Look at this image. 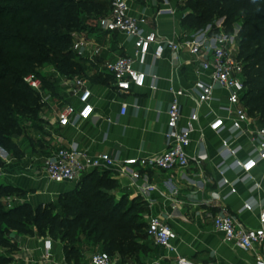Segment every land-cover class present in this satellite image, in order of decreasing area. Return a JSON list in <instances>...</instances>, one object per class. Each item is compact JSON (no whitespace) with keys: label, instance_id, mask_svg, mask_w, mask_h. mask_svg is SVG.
<instances>
[{"label":"crops","instance_id":"crops-1","mask_svg":"<svg viewBox=\"0 0 264 264\" xmlns=\"http://www.w3.org/2000/svg\"><path fill=\"white\" fill-rule=\"evenodd\" d=\"M107 1L108 13L110 0ZM166 1V7L174 11L172 15L157 14L164 0H127L129 14L143 19L144 31H154L160 38L179 43L195 35L197 32L182 29L181 21L186 13L182 8L184 0ZM77 37L90 40L99 47V53L92 58L89 50L79 56L86 64L85 74L73 78L58 75L56 94L42 88L39 95L43 104L40 112L43 129L35 132L28 127L29 123L23 122L27 126L26 133L15 139L18 155L0 147L3 162L0 184L24 190L20 202L35 207L58 202L62 194L75 190L93 172L71 183L48 180L43 172V161L59 148L74 147L91 154L105 153L122 159L151 157L164 151L170 88L190 91L196 80L204 78L185 49L180 48L178 53L166 50L162 58L154 60L149 54L144 65H136L148 73L143 88L120 92L104 70V64L132 54V41L118 32H104L96 23L89 22L75 35ZM151 75L156 76L155 81ZM76 78L82 79L90 91L89 102L94 106V113L88 120L74 126H60L58 114L61 109L66 105L75 108L81 105L78 94L73 92ZM64 79L69 80V84L65 85ZM151 83L156 84L155 90L149 88ZM226 94L225 90L217 89L215 99L199 108H196L193 98L179 99L180 125H185L190 114L197 111L198 119L188 153L194 156L200 150L204 152L205 156L198 164L167 172L133 166H127L123 171L106 169L103 180L111 181L112 186L105 187V191L121 208L127 202L137 204L140 209L138 215L145 224L135 239L137 250L125 256L113 254L112 264H176L177 256L193 264H255L256 255L264 258V241L249 250L237 248L223 241L222 234L214 231L212 220L206 215L208 211L217 212L224 208L245 227L255 228L259 225V207L254 205L248 210L245 202L264 204V163H260L252 174L260 188H255L252 180L243 176L239 165L249 147L248 136L233 134L227 127L218 132L209 129L208 125L215 117H228ZM50 98L54 101L55 110L48 111L45 116L43 111L47 109ZM123 103L126 108L122 114ZM223 140L232 146H241L235 157L225 156ZM134 170L140 175L135 180L131 176ZM148 185L153 189L144 191ZM13 200L14 205L19 199L14 197ZM150 216L161 217L175 231L174 251L159 247L147 234ZM7 236L14 247L11 250L0 248V253L9 260L6 264H91V256L101 251L99 244L91 243L81 233L76 235L77 255L70 258H66L60 239L39 235L35 231L33 235H23L9 230Z\"/></svg>","mask_w":264,"mask_h":264},{"label":"trees","instance_id":"trees-1","mask_svg":"<svg viewBox=\"0 0 264 264\" xmlns=\"http://www.w3.org/2000/svg\"><path fill=\"white\" fill-rule=\"evenodd\" d=\"M0 146L18 155L15 139L24 136L26 124L35 132L43 129V106L39 93L24 81L28 73H39L45 64L66 78L84 75L86 64L73 50L75 35L85 28L86 19L97 20L107 13V0H0ZM174 1V0H169ZM187 9L183 30L198 31L214 17L224 16V26L241 21L242 38L238 56L244 61L245 91L242 103L249 115L264 118V0H184ZM39 75V74H38ZM42 88L50 90L48 80ZM22 121V122H21ZM24 122V123H23ZM3 162L0 159V167ZM106 169L94 170L77 188L58 199L59 211L45 204L27 202L7 206L5 199L21 197L25 191L0 184V248L13 249L9 230L19 234L60 239L66 258L76 257V235L81 233L93 244L107 245L110 256L133 254L138 244L141 222L137 204L125 209L116 205L105 191L112 182L103 180ZM14 201V200H13ZM137 207V208H136ZM133 209L137 212L132 213ZM8 258L0 253V264Z\"/></svg>","mask_w":264,"mask_h":264},{"label":"built area","instance_id":"built-area-1","mask_svg":"<svg viewBox=\"0 0 264 264\" xmlns=\"http://www.w3.org/2000/svg\"><path fill=\"white\" fill-rule=\"evenodd\" d=\"M166 5L167 1L164 0L162 7L157 10L158 15H172L174 13L172 8L166 7ZM143 23V19H137L129 14L127 0H110L109 12L100 16L96 21L100 30L107 33H121L132 41V54L118 57L104 64V70L111 76L116 90L129 92L133 88H143L148 73L138 69L136 65H144L149 54L154 60L160 59L166 50L171 53H178L180 48L185 49L192 57V61L197 64L200 75L204 77L196 80L190 91L170 88L171 101L167 108L166 148L156 156L125 159L105 153L91 154L87 150L74 147L59 148L43 161L45 177L53 182L71 183L96 169L123 171L127 166H133L138 168L151 167L167 172L186 169L192 163L198 164L205 156L204 152L200 150L194 156L188 153L191 134L198 119L197 111L194 110L190 114L185 125H180L181 106L179 99L181 97L193 98L196 108H199L204 104H210L215 99L214 92L220 89L227 92L226 110L228 117H215L209 123V129L218 132L227 127L233 134L248 136L249 147L245 158L240 161L239 165L243 176L252 180L255 188H260L252 174L260 163H264V118L260 120L258 117L249 115L243 106L244 61L238 56V53L234 52V40L222 34L197 32L189 39L185 38L177 43L158 37L154 31L145 32ZM72 50L78 56L89 50L91 58L99 53V47L82 37L74 39ZM151 78L156 80L155 75H151ZM24 81L35 92L39 94L42 92L40 80L33 76H26ZM68 81L67 79L63 80L65 85L69 84ZM73 85V92L78 94L81 105L79 108L72 105L64 106L58 114L60 126H74L81 121L88 120L94 113V106L89 102L90 91L85 87L83 80L76 78ZM149 88L155 90L157 86L155 83H151ZM125 108L126 104L123 103L121 105L122 114L125 112ZM222 148L226 152V157H235L241 146H232L229 141L223 140ZM262 175L264 176V170ZM131 176L135 180L140 176L139 171H132ZM152 189L153 186L151 185L143 188L144 191ZM254 205L259 207V225L255 228L245 227L224 208L217 212L208 211L206 215L212 220L214 231L222 234L224 242L243 250H249L264 241V204L245 202V208L248 210L252 209ZM147 234L159 247L174 251L173 242L176 233L161 217L150 216L148 218ZM254 261L255 264H264V258L260 255H256ZM91 264H112V258L106 251L96 252L91 256ZM176 264L193 263L184 257L177 256Z\"/></svg>","mask_w":264,"mask_h":264},{"label":"rangeland","instance_id":"rangeland-1","mask_svg":"<svg viewBox=\"0 0 264 264\" xmlns=\"http://www.w3.org/2000/svg\"><path fill=\"white\" fill-rule=\"evenodd\" d=\"M12 3L10 2H5V1H0V6H4V5H10ZM186 2H183L182 8H184V5L186 6ZM187 10V9H185ZM225 17L224 16H220V17H214L212 21H210L209 23H206V25H204L202 28H200L198 31L196 32H204V33H208V34H222V35H226L227 37H231L234 40V44H235V50L234 52L238 53L239 52V44L241 42V38H242V31H241V25L242 22L241 21H237V22H233L232 26H224ZM97 20H92V19H86V22H89L90 24H95ZM4 22L3 20H0V25H2ZM38 74L36 75L35 73H31V76H33L34 78L38 79L41 81V79L44 80H48L50 83V94H56L58 92V80H59V76L56 72V70L54 69V67L50 64H45L43 65L41 68L38 69ZM26 76H30V73H28ZM49 102V103H48ZM47 102L46 106L47 109H45V111H43V114L45 116H47V112H52L53 110H55V104L54 101L50 98V100ZM43 116V115H42ZM22 122V121H21ZM25 123H28L27 121H24ZM1 147V146H0ZM2 160V159H1ZM21 197H17V202H20ZM4 202L7 204V206H12L13 205V200L11 198L5 199ZM127 204H129V202H127ZM127 204L124 206V209L126 208ZM47 205V204H46ZM48 205H51V208H53L56 211H59V204L58 202L55 203H49ZM45 205H42V208H44ZM35 208V206H33ZM37 207V206H36ZM137 207L139 208V206L137 205ZM136 207V208H137ZM137 212V209H133L132 213ZM139 217V216H138ZM101 250H107V245L105 244H101L100 245Z\"/></svg>","mask_w":264,"mask_h":264}]
</instances>
